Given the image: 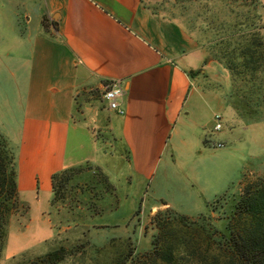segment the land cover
<instances>
[{
    "label": "crops",
    "instance_id": "crops-1",
    "mask_svg": "<svg viewBox=\"0 0 264 264\" xmlns=\"http://www.w3.org/2000/svg\"><path fill=\"white\" fill-rule=\"evenodd\" d=\"M156 1L33 0L29 14L2 11L0 67L20 113V198L47 194L51 207L53 173L99 169L116 145L118 160L145 183L172 130L195 128L194 147L209 146L200 120L209 116L213 127L215 113L223 127L214 136L224 142L215 148L237 153L232 126L243 119L230 103L228 70L208 59L203 42L157 10ZM106 79L121 80L122 115L106 107ZM175 144L189 143L178 137Z\"/></svg>",
    "mask_w": 264,
    "mask_h": 264
},
{
    "label": "rangeland",
    "instance_id": "rangeland-1",
    "mask_svg": "<svg viewBox=\"0 0 264 264\" xmlns=\"http://www.w3.org/2000/svg\"><path fill=\"white\" fill-rule=\"evenodd\" d=\"M32 1L0 0V17L7 7L12 16L13 12L16 17L20 12L29 14L30 7L26 4ZM156 6L203 42L208 59L222 65L218 60L221 51L240 34L250 28L264 32V0H157ZM4 39L0 31V61L6 58ZM3 76L0 67V131L18 149L19 106L11 101L14 87ZM208 118L204 116L200 121L207 133L204 141L209 146L201 143L194 147V136H198L195 128L189 132L172 130L162 149L156 152L158 161L145 183L134 179L126 164L118 160L116 145L108 149V161L100 164L99 169L91 166L72 172L65 186L57 191L51 207L47 194L39 199L20 198L28 210L24 212L19 206L18 212L11 216L0 264H30L35 256L60 244L68 251L71 246L79 249L61 264H106L125 255H136L145 261L144 254L150 250L151 239L158 232L155 217L161 215L159 211L169 207L187 215L190 221L197 219L200 212H208L216 220L218 214L208 211L207 203L225 192H239L248 181L264 178V116L259 121L240 117L243 122L232 126L237 153L225 146L210 145V141L217 139ZM178 137L189 144H175ZM161 201L168 205L159 204ZM138 207L137 214L130 217ZM172 220L167 218V228L179 240L198 242L199 249H193L191 259L201 258L199 250L211 255L213 243L207 246L204 233ZM131 240L133 245L129 244Z\"/></svg>",
    "mask_w": 264,
    "mask_h": 264
},
{
    "label": "trees",
    "instance_id": "trees-1",
    "mask_svg": "<svg viewBox=\"0 0 264 264\" xmlns=\"http://www.w3.org/2000/svg\"><path fill=\"white\" fill-rule=\"evenodd\" d=\"M229 45L221 51L218 60L230 75V103L240 117L259 121L264 116V38L259 31L250 28ZM83 167L86 168V165L52 174L51 203L71 173L79 172ZM19 206L24 212L28 210V205L18 194L17 145L9 142L6 134L0 131V256L6 244L10 218L18 212ZM206 206L208 211L218 214L216 220L208 212H200L197 219L190 221L187 215L179 214L169 207L159 211L161 218L155 217L158 232L151 239L150 250L144 254L146 260L142 262L136 255H125L106 264H163V261L164 264H264V178L246 182L237 193L225 192ZM139 207L134 214H137ZM167 218L204 233L207 246L211 247L213 243L211 255L199 250L201 258L197 261L191 259L193 249H199L198 242H191L187 238L179 240L167 228ZM129 244L133 245L134 240ZM77 250V246H71L68 251L60 244L35 256L30 264H61L75 255Z\"/></svg>",
    "mask_w": 264,
    "mask_h": 264
},
{
    "label": "built area",
    "instance_id": "built-area-1",
    "mask_svg": "<svg viewBox=\"0 0 264 264\" xmlns=\"http://www.w3.org/2000/svg\"><path fill=\"white\" fill-rule=\"evenodd\" d=\"M102 98L105 101L106 107L109 110L122 115L124 109L120 104V99L124 94V88L120 79H106L102 84ZM213 131H219L222 129V115L220 113L214 114ZM214 147H221L224 145L223 141H210Z\"/></svg>",
    "mask_w": 264,
    "mask_h": 264
}]
</instances>
